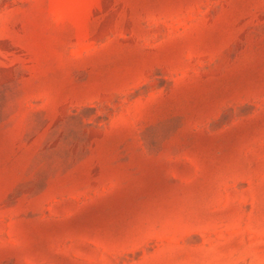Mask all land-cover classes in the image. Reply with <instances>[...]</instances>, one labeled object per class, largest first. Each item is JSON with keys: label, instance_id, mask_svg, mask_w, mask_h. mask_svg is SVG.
I'll return each mask as SVG.
<instances>
[{"label": "rangeland", "instance_id": "374dc122", "mask_svg": "<svg viewBox=\"0 0 264 264\" xmlns=\"http://www.w3.org/2000/svg\"><path fill=\"white\" fill-rule=\"evenodd\" d=\"M0 264H264V0H0Z\"/></svg>", "mask_w": 264, "mask_h": 264}]
</instances>
